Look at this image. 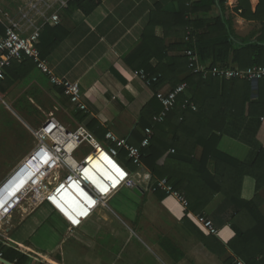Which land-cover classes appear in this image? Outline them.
Returning <instances> with one entry per match:
<instances>
[{"label": "crops", "instance_id": "1", "mask_svg": "<svg viewBox=\"0 0 264 264\" xmlns=\"http://www.w3.org/2000/svg\"><path fill=\"white\" fill-rule=\"evenodd\" d=\"M30 1L0 0V12H8L18 19V12ZM92 1L96 3V8L88 13L82 9L73 10L70 4L62 9L59 12L60 24H47L45 27L50 29L44 27L38 46L44 55L43 59L47 61L56 77L80 85L82 101L87 106V112L80 111L70 104L60 92L61 89L53 86L49 77L37 68L25 79L14 81L12 85L8 84L9 79L14 80L9 73L8 79L0 84V99L3 101L8 99L19 82L34 84L38 79L41 81L45 79L50 85L48 89L41 86L36 90L41 100H46L47 103L49 96L48 101L55 103L52 104L55 111H59L57 105L68 106L73 124L85 125L100 143H104L106 134L112 132L118 138L128 140L132 146L141 148L142 141L147 137V128L152 130L150 141L153 138L156 126H145L149 120H144L143 115L146 108L154 106L159 109L160 104L153 96V92L134 74L138 69L131 65L130 59L138 50L144 48V52H141L145 57L144 61L148 66L155 68L160 62L167 64L169 60L179 57L185 50L190 49L185 45L186 30L187 33L191 31L192 49L197 52V38L193 37V31L197 29L198 33L205 34L217 19L228 26L238 43L255 41L264 32V8L257 13L261 0H190L185 6L182 5L181 0ZM184 9L187 11L186 14L182 13ZM186 22L191 25L190 29L187 28ZM0 24L4 26L3 23ZM135 60L134 64H142L141 59ZM232 60L231 55L228 63L219 65L238 67V64ZM200 61L212 63L211 59L204 61L200 58ZM187 77L188 74H183L180 79ZM164 86L172 88L168 83ZM258 86H252L253 99L259 96ZM29 100L35 102L38 107L43 104L34 97L29 96ZM49 113L54 114L53 111ZM166 137H170L168 129ZM260 147L264 149V118L260 120L257 116L229 118L228 126L219 143L221 152L246 162ZM16 148L13 151L9 148L5 149L3 156L0 153V181L29 153L21 158V148L18 146ZM202 151L201 147L197 149L195 155L197 159L201 158ZM123 156L124 153L121 154V157ZM127 161L129 160L125 162ZM164 162L165 158L162 159L161 164ZM128 172L142 188L141 195H137L134 188L123 187L108 200V202L110 200L116 202V208H108L112 212L111 215L122 220L123 225L130 226L134 230H140V226L145 227L142 232L150 242L147 253L155 259L154 262L142 259L135 253L137 248L133 247L131 248L133 263L130 264H225L224 260L208 249L192 231L190 225L193 223L210 236L197 224L195 214L185 209L174 196L166 195L167 197L159 199L155 193L147 190L151 180L149 170L142 165L135 171ZM53 176L49 182L52 187L58 185L55 191L52 187L49 190L46 188V192H41L40 202L36 205L31 197L24 199L20 209L10 219L8 218L7 223L4 220L8 228L0 231V254H2L1 248L8 247L27 255L30 258L28 264H72L58 256L64 246L61 242L55 244L56 237L59 236L57 229L59 224L55 222V217L49 216V210L52 208L47 205L42 207L46 209L45 211L40 208L42 210L33 212L49 198L56 206L55 210L65 220L68 218L71 225L81 226L79 228L84 234L83 237L88 238L91 244L102 228L104 219L110 224L114 223L113 216L100 208L96 212V214L99 212V220L85 218L89 211L83 209L84 202L91 203L87 190L81 186L87 192L88 198L74 204L75 200L68 196V188L58 190L62 181L57 179V173ZM75 181L78 183L77 180ZM72 185L73 183L70 186ZM74 185L77 186L75 183ZM255 196V182L247 177L243 185L242 198L251 201ZM120 197L122 200L119 201ZM260 204V213L264 216V190ZM31 211L33 213L30 214ZM74 213L80 215V219ZM205 215L219 230L216 238L227 247L235 237L232 228L234 208L224 202L223 196L219 195L207 207ZM185 217L190 220L188 224L184 222ZM83 218L86 221H83ZM96 243L89 247L92 258L97 257L95 253L91 254L92 251L96 248L98 251L103 249L102 243ZM99 247L102 248L99 250ZM227 250L224 258L232 257V252L228 248ZM112 257L114 260L115 254ZM96 262L99 264L100 258Z\"/></svg>", "mask_w": 264, "mask_h": 264}, {"label": "trees", "instance_id": "2", "mask_svg": "<svg viewBox=\"0 0 264 264\" xmlns=\"http://www.w3.org/2000/svg\"><path fill=\"white\" fill-rule=\"evenodd\" d=\"M189 1L181 0L184 6ZM70 7L88 13L96 8V3L91 0H75L70 3ZM263 8L264 0H261L257 13ZM186 12V9L182 11L183 14ZM186 26L191 28L187 22ZM196 31H193V37L197 38V52L193 50L202 60L211 59L213 65H219L228 63L232 55V61L238 64L240 69L264 66V32L255 41L238 43L228 26L220 19H217L213 26H209L205 34ZM186 34L187 30L184 38ZM3 37L5 27L0 24V40ZM185 43L186 48L192 49L193 41ZM143 49L131 57L130 63L150 76H160L159 83L154 86L155 90L165 83L170 84L173 89L182 82L188 84L187 93L180 96L179 104L167 114L164 122H153L154 116L159 115L163 109L156 98L160 108L151 106L144 112L143 119L150 121H147L145 126H156L150 144L141 149L142 165L149 170L151 183L167 179L175 190L186 197L189 201L188 210L195 215L206 216L207 207L217 196H223L224 202L234 208L232 228L235 237L227 247L216 236H207L193 223L190 225L192 231L208 249L223 259L225 264H233L235 257L242 259L246 264H264V216L259 209L264 190V149L260 147L246 162L219 150V143L230 117L240 119L257 116L259 120L264 118V79L259 81V96L253 99L250 81H225L216 78L204 80L200 75L191 72L188 57L184 54L169 60L167 64L160 62L153 68L144 61L145 57L141 54ZM41 57L44 58L42 53ZM140 59L142 64H134V60ZM36 68L31 59L14 62L7 68V77L10 73L14 79H9L8 84L12 85L14 81L25 79ZM183 74H188V77L181 80ZM60 92L63 95L62 90ZM186 98L196 106V110L190 107L182 108L181 104ZM167 129L169 138L166 137ZM199 147L203 151L201 158L197 159L195 155ZM170 150L174 152L171 153ZM119 158L122 166L128 171L133 172L138 168L131 161L125 162V156ZM163 158L165 162L161 164ZM247 177L255 182L256 196L251 201L242 198ZM155 194L159 199L167 197L164 192ZM188 221L189 218L185 217V224H188ZM227 248L232 252V257L224 258L228 252ZM1 253L3 258L11 262L30 261L27 255L8 247L1 248Z\"/></svg>", "mask_w": 264, "mask_h": 264}, {"label": "built area", "instance_id": "3", "mask_svg": "<svg viewBox=\"0 0 264 264\" xmlns=\"http://www.w3.org/2000/svg\"><path fill=\"white\" fill-rule=\"evenodd\" d=\"M74 1L31 0L24 9L18 12L20 20L19 18L16 19L17 16H13L8 12H0V23L5 26V37L0 40V83L6 79L7 68L11 67L14 62H23L26 59H31L38 70L49 77L51 84L62 90L64 97L70 104L76 106L80 111L87 112V106L82 101L80 85L76 82L56 77L47 61L41 57L38 48L44 27L47 24L59 25L61 22L59 12ZM191 38L192 33L189 31L185 40L190 42ZM184 55L188 57L191 72L200 75L204 80L209 78L225 81L240 79L254 83L264 79V66L240 69L232 65H213L209 62H201L200 57L193 49L185 50ZM134 74L153 92V96L162 105L161 113L154 117L155 122L162 123L166 119L167 114L179 104L180 96L187 93L188 84L182 82L174 89L163 85L155 90L154 86L159 83L160 76H150L144 70H137ZM181 106L183 109L190 107L192 110H196V106L188 98L184 100ZM146 134L147 137L142 141L141 148L132 146L128 140L118 138L112 132H108L105 136V142L100 143L95 140L85 125L77 124L72 129L71 124H64L55 114H50L34 132L37 140L36 145L0 181V231L8 228L4 220L7 223L8 218L10 219L20 209L24 199L31 197L34 205L40 202L41 192H46L52 187L49 181L57 172H66V175L61 179L62 183L58 190L65 189L75 180L78 181L80 186L86 188L90 195L91 203L88 201L84 202L83 209L85 208L89 211L85 218H91L99 208L107 206L108 200L121 188H135L138 186L131 177L130 172L126 168L120 167L116 160L120 163L119 157L124 153L133 165L138 168L141 167V149L150 144L152 130L147 128ZM82 146H88L92 148V151L84 158L78 159L75 155ZM105 156L118 167L117 169L125 170V175L127 176L121 178L120 174L115 171L114 176L119 179V184L112 188L111 180H101L103 191L94 187L86 179L84 171L92 165L89 162L90 158L102 160ZM70 160H73L74 164ZM57 187L58 185L52 187L53 191ZM147 190L152 193L164 192L166 195L174 196L185 209L189 208V201L186 197L175 190L167 179H160L154 183H151L150 180ZM50 201L51 199L49 198L47 201H43L42 204L47 203L53 211L65 220L55 210L56 206ZM74 214L80 219V215ZM85 218H83V221ZM195 220L208 235H219V230L214 223L205 216L196 215ZM65 221L72 229L80 227L71 225L68 222L70 221L68 218ZM0 257H3L2 254H0ZM0 264L3 263L0 262ZM13 264L28 263L15 261ZM233 264L246 263L242 259L235 257Z\"/></svg>", "mask_w": 264, "mask_h": 264}, {"label": "rangeland", "instance_id": "4", "mask_svg": "<svg viewBox=\"0 0 264 264\" xmlns=\"http://www.w3.org/2000/svg\"><path fill=\"white\" fill-rule=\"evenodd\" d=\"M35 82L36 83L34 84L31 83L32 85L29 83L26 84L19 82L17 86L11 91L8 99L5 101L0 99L1 156H3L2 154L5 152V149L9 148L13 151L16 146L21 148V158L25 156L26 153L30 152L37 142L34 132L41 125V123H44V121L47 119V115L50 114L49 111H53L55 116L58 117L59 120L64 124L74 123L70 117L71 111L69 110L68 106L57 105L56 107L59 108V111H55L54 106H52L54 101H52V103L51 101H48L50 100L49 96L46 103V100H41L40 94L36 93L38 87L43 86L44 88L48 89V86H50L47 84L45 79L42 81L38 79V81ZM29 96L31 98L34 97L35 100L38 99L40 104L43 103L42 106H36L34 104L35 102L33 103L29 100ZM75 127L76 125L73 124L72 129ZM91 151L92 148H89L88 146H82L75 156L78 159H81ZM116 162L118 165H120V167H123L117 160ZM64 175H66V172H57V179L62 181L61 179L64 177ZM74 183L77 184L78 187L74 185ZM65 188L66 190L68 188L69 198L75 200L73 201L74 204L80 203L82 200L88 198L87 192L84 190V188L82 189V187L76 183V181L73 182L72 186H67ZM121 196L124 199L123 193ZM122 198L120 197L119 201L122 200ZM47 205V203L41 204L33 212L38 210L40 211L42 209V211H45L46 209L42 207ZM116 205V202L110 200L107 206H103V208L101 207L100 209L110 214V216H113L111 215L112 212L108 207L115 209ZM33 212L31 211L30 214ZM49 214V216L52 218L55 217V222L59 224V226L56 225L59 236L56 237L57 241L55 244L60 242L63 244L64 247L58 256H60L61 259H65V261H70L72 264H96L97 259L100 258L99 264H111V260H113L112 256L115 254L113 260L114 262L112 264H130L133 263V259L131 258V254H133L131 248L133 247L137 248V250L135 249V253L142 259L150 260L151 262H154L155 260L153 259V256L147 253V249H150V242L148 239H146L145 234L142 232V230H145V227L141 228L140 226V230H134L130 226L123 225L121 222L122 220L116 216H113V224L108 223V221L104 219V222L101 225L102 228L99 230L96 237L93 238L94 244L96 242L103 244V249H101L102 247H99V250L101 249V251H98L96 248L95 251L91 252V254L95 253V255H97V257L95 256L97 259H95L91 257L89 249V247L93 246L94 244H91L88 241V238L83 237L84 234L82 233L81 228H70L66 221L53 210H49ZM95 214L96 212L94 215ZM94 215L90 219H93L94 221L100 219L99 212L95 216ZM113 227H116V233ZM104 246L106 248H104ZM159 257L162 259L161 256Z\"/></svg>", "mask_w": 264, "mask_h": 264}, {"label": "bare ground", "instance_id": "5", "mask_svg": "<svg viewBox=\"0 0 264 264\" xmlns=\"http://www.w3.org/2000/svg\"><path fill=\"white\" fill-rule=\"evenodd\" d=\"M105 157H103L102 160L90 158L89 162H91L92 165L89 168H86L84 171L86 179H88L89 182L94 185V187L103 191L104 189L102 187V184L100 183L101 180H111L112 188H115L119 184V179H116L114 176L115 171L120 174L121 178L127 176L125 175V170L117 169L118 167L107 157ZM70 162L74 164L73 160H70Z\"/></svg>", "mask_w": 264, "mask_h": 264}, {"label": "water", "instance_id": "6", "mask_svg": "<svg viewBox=\"0 0 264 264\" xmlns=\"http://www.w3.org/2000/svg\"><path fill=\"white\" fill-rule=\"evenodd\" d=\"M258 84H259V82H254V83H252V86H253V87H256V86H258ZM142 191H143L142 188L139 187V186H136V187L134 188V192H135L137 195H141V192H142ZM0 262H2L3 264H13V263L7 261V260H6L5 258H3V257H0Z\"/></svg>", "mask_w": 264, "mask_h": 264}]
</instances>
